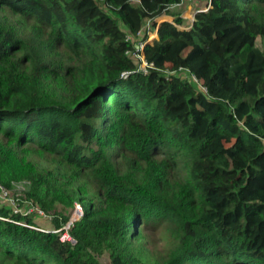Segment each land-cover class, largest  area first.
<instances>
[{
    "label": "trees",
    "instance_id": "1",
    "mask_svg": "<svg viewBox=\"0 0 264 264\" xmlns=\"http://www.w3.org/2000/svg\"><path fill=\"white\" fill-rule=\"evenodd\" d=\"M202 1L187 29V0H0V183L29 181L53 225L0 204V264H145L139 230L161 225V264H264V0ZM148 22L144 72L127 52Z\"/></svg>",
    "mask_w": 264,
    "mask_h": 264
},
{
    "label": "rangeland",
    "instance_id": "2",
    "mask_svg": "<svg viewBox=\"0 0 264 264\" xmlns=\"http://www.w3.org/2000/svg\"><path fill=\"white\" fill-rule=\"evenodd\" d=\"M135 2L136 0H134V3ZM186 4L187 6L186 8H184L181 16L184 18L185 27H189V24L191 23L190 21L195 19L194 14L196 12V9L201 7L199 11H202L206 7H203L205 1L202 0H188ZM196 5L197 8L195 7ZM178 8L173 7L172 9L178 11ZM162 18L165 19L163 16H161L157 18V21ZM171 18L172 17H170L169 19ZM146 27L147 29H151L152 23L148 22L146 24ZM257 42L261 43V38H258ZM20 151L23 161L31 162L36 168L46 173H49L55 178H60L62 182H70L68 181V178L71 176L73 171L71 170V168L68 167V165L61 163V159L58 155L53 154L49 151H44L40 148H37L36 146H22L20 148ZM14 182L15 187H12L14 188L13 193H17V195L23 194V190L25 189L24 191H26L27 185L29 183V181L25 179H21ZM72 182H74V184L82 190L83 195H90L96 190L95 184L93 183L88 174L85 175V173H83L80 177L74 178ZM26 204L28 203L26 202ZM33 217L40 228H53L52 222L49 219H45L39 216ZM168 241L169 237L164 231V227L162 225L158 227L148 226L139 230V237L135 240V247L140 248L141 257L143 258L145 264H161L163 262V257L166 258V251L168 250ZM102 262L104 264H109V260L107 257H103Z\"/></svg>",
    "mask_w": 264,
    "mask_h": 264
},
{
    "label": "built area",
    "instance_id": "3",
    "mask_svg": "<svg viewBox=\"0 0 264 264\" xmlns=\"http://www.w3.org/2000/svg\"><path fill=\"white\" fill-rule=\"evenodd\" d=\"M205 7L206 8L203 9V10L208 9L210 7V4L208 3V5H206ZM199 9H196L195 14L199 11ZM171 19L172 20L163 19L162 18V19L158 20L157 23L159 24L160 22H162L164 20H167L169 22L174 23L173 22V18H171ZM190 22L191 23L189 24V27L191 26L193 20L190 21ZM179 27H182V26H179ZM189 27H185V28H189ZM142 32H143V30H140L137 33V35H138L137 39L138 40L135 42L136 50L135 51H130V52L128 51L127 53H130L131 55L141 59V63L139 64V68L144 70V72H146V67H147L148 64L145 61L144 54H143V49H144V46L147 43L152 42L154 39L157 38V32H156V29L155 30H150L149 29L147 31V36H146L145 40H142V38H141V36L143 35ZM128 39H131L130 35L126 36V40H128ZM123 75L127 76V72H123ZM193 80H194L195 83L199 84L197 82L196 78L193 77ZM12 187H15V182H12ZM12 187L8 188V187H6V186H4L3 184L0 183V204H2L3 206H7V207L11 208L13 210V212L16 213V214L28 215V214H31V213L35 212V213H37V217L39 216V217H43L45 219L51 220V216L46 215L39 207H36L34 205H31V204H30L31 206L28 205L29 202H28V200L26 198L21 200L20 196L24 197V196H22L23 194H21V195H17V193L14 194L13 193L14 188H12ZM24 190H23V192H24ZM22 201L25 202V203H23ZM26 202L28 204H26ZM82 217H83V208H82L80 203L76 202L74 204V207H72L71 210H70V217L68 218L67 222L60 229L54 230V232H60V235H59L60 241H62V242H66L67 241V242H69L71 244H75L76 243V240L74 239V237L69 233V229L72 227V225L75 222L81 220ZM0 218L4 219L1 216H0Z\"/></svg>",
    "mask_w": 264,
    "mask_h": 264
},
{
    "label": "bare ground",
    "instance_id": "4",
    "mask_svg": "<svg viewBox=\"0 0 264 264\" xmlns=\"http://www.w3.org/2000/svg\"><path fill=\"white\" fill-rule=\"evenodd\" d=\"M169 20H171V19H169Z\"/></svg>",
    "mask_w": 264,
    "mask_h": 264
}]
</instances>
